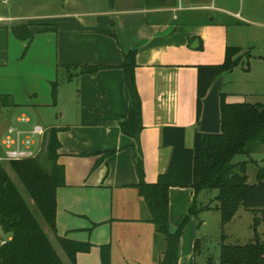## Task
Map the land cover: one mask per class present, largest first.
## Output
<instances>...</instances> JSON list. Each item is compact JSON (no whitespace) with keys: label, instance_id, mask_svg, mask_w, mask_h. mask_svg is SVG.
Masks as SVG:
<instances>
[{"label":"crops","instance_id":"crops-1","mask_svg":"<svg viewBox=\"0 0 264 264\" xmlns=\"http://www.w3.org/2000/svg\"><path fill=\"white\" fill-rule=\"evenodd\" d=\"M194 1L0 0V158L8 127L47 129L38 139V159L46 155L50 131L57 129L56 163L64 169L65 185L56 191L53 237L91 244L72 263L57 241L70 264H87L90 256L101 264L102 245L110 246V264L160 260L162 236L137 190V145L119 126L132 107L120 67L124 55L135 53L143 127L138 146L146 184L156 183L170 163L173 149L162 146L164 128H183L185 147H193L197 67L222 64L227 47L240 49L242 59L264 62L262 55L243 52L264 44L257 9L246 10L245 17L241 11L226 12L247 22L233 27L210 15L216 12L214 0ZM94 66L103 69L80 74ZM224 84L222 99L232 104ZM22 117L29 122H19ZM200 194L190 187L169 190L171 230L193 203L207 206ZM195 223L191 216L183 230L177 264H196Z\"/></svg>","mask_w":264,"mask_h":264},{"label":"trees","instance_id":"trees-1","mask_svg":"<svg viewBox=\"0 0 264 264\" xmlns=\"http://www.w3.org/2000/svg\"><path fill=\"white\" fill-rule=\"evenodd\" d=\"M112 1V0H109ZM240 49L227 47L225 58L220 65L198 66L196 77V124L202 111V100L211 85L220 75H227L237 67L241 58ZM134 52L124 55L120 66L125 74L132 107L128 117L119 122L123 135L133 139L137 145L134 164L139 177L137 190L143 198L150 214L151 222L162 236L164 249L158 264H177L179 241L185 225L191 216L199 212L216 210L220 213V227L223 231L240 207L256 212L264 210V168L258 167L256 183L247 184L246 168L256 161H236L240 155L249 156L255 144L264 145V104H227L220 93V133L205 134L198 130L192 148L185 147V130L166 127L162 131V146L173 149L166 172L160 174L156 183L143 182L142 156L138 141L142 127L141 102L135 88ZM103 69L99 66L81 70L94 75ZM57 129L49 134L46 158L49 169L40 159H27L2 163L0 161V225L11 233V240L0 247L2 264H60L47 235L35 219L26 201L9 177L5 165L20 180L45 225L56 233V191L65 185L64 169L56 163ZM192 188L197 195L202 191L216 190L218 205L196 209L194 203L189 214L183 218L176 230H171L168 219V193L171 188ZM257 222L253 223V230ZM69 260L75 263L76 253H88L90 243L71 241L56 237ZM224 235L221 236L223 240ZM200 241L195 240L194 251H198ZM101 264H110V246H100ZM219 264H264V242L255 234L252 243L244 245L221 244Z\"/></svg>","mask_w":264,"mask_h":264},{"label":"rangeland","instance_id":"rangeland-1","mask_svg":"<svg viewBox=\"0 0 264 264\" xmlns=\"http://www.w3.org/2000/svg\"><path fill=\"white\" fill-rule=\"evenodd\" d=\"M258 1V2H257ZM190 5H195L194 0H188ZM209 2V1H208ZM211 4V3H210ZM214 6L216 12H212L211 16H214L216 20L223 19L224 23L234 25H245L247 23L242 18L235 19L229 18L226 12H239L243 17L246 15V10L252 9L258 10L261 15V24H264V0H214ZM234 29H231L233 31ZM264 41V38L261 42ZM250 51L251 55H262L264 56V44L257 46L253 49H244ZM240 64L235 67L232 72L225 76L224 91L230 93V97L227 102L232 104L249 103L257 104L264 103V62L255 60L252 61L246 57L242 59L241 56ZM249 60V61H248ZM249 68V69H248ZM247 69V70H246ZM246 159L256 161L257 165L249 164L246 168L247 184L253 185L256 183V171L258 166L264 168V145L255 144L253 152L248 157L240 155L237 160L244 161ZM40 162L44 166L48 164L46 155L40 158ZM6 163V162H2ZM5 169L18 189L30 210L32 211L35 219L40 224L41 228L47 235L53 249L62 258L61 264H70L66 259L64 252L60 248L57 239L53 237V233L45 225L41 215L33 204L30 196L26 192L20 180L16 175L9 170L6 164ZM218 192L216 190L202 191L199 197L201 204L209 205L214 208L218 205L215 200ZM197 209L200 205L196 204ZM256 215V216H255ZM195 228H196V240L200 241L198 251L195 252V263L196 264H219V253L221 244L225 245H244L252 243L255 240V234L261 242H264V210L260 209L256 212H250L242 207L233 217L231 222L226 225L224 230L220 227V213L216 210L202 211L195 216ZM256 221L255 231L253 230V222ZM187 224L185 225V227ZM195 231V230H194ZM224 235L223 240L221 236ZM162 238V237H161ZM11 234L0 228V241H9ZM162 249H164V242L161 239ZM87 264H96L93 256L89 257ZM114 264H118L114 262Z\"/></svg>","mask_w":264,"mask_h":264},{"label":"built area","instance_id":"built-area-1","mask_svg":"<svg viewBox=\"0 0 264 264\" xmlns=\"http://www.w3.org/2000/svg\"><path fill=\"white\" fill-rule=\"evenodd\" d=\"M19 122L27 124L29 121L22 117L19 119ZM46 131V128L37 124L32 125L29 128H21L16 126L8 127L6 135L2 139L3 156L0 158V161L12 162L27 159H37L41 152L40 146H37V143L40 142L38 139L44 136ZM0 228L3 229L1 225ZM7 242L8 241L3 240L0 241V247ZM0 264H2L1 260Z\"/></svg>","mask_w":264,"mask_h":264},{"label":"water","instance_id":"water-1","mask_svg":"<svg viewBox=\"0 0 264 264\" xmlns=\"http://www.w3.org/2000/svg\"><path fill=\"white\" fill-rule=\"evenodd\" d=\"M225 75H220L211 85L207 95L202 100V111L198 131L205 134L220 133V93Z\"/></svg>","mask_w":264,"mask_h":264}]
</instances>
